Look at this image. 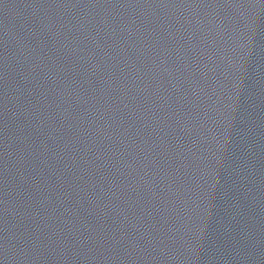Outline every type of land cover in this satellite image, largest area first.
<instances>
[{"label": "water", "instance_id": "water-1", "mask_svg": "<svg viewBox=\"0 0 264 264\" xmlns=\"http://www.w3.org/2000/svg\"><path fill=\"white\" fill-rule=\"evenodd\" d=\"M199 264H264V0H238Z\"/></svg>", "mask_w": 264, "mask_h": 264}]
</instances>
